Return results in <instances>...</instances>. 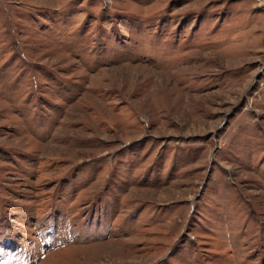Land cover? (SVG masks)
<instances>
[{"label":"rangeland","instance_id":"obj_1","mask_svg":"<svg viewBox=\"0 0 264 264\" xmlns=\"http://www.w3.org/2000/svg\"><path fill=\"white\" fill-rule=\"evenodd\" d=\"M0 264H264V0H0Z\"/></svg>","mask_w":264,"mask_h":264}]
</instances>
